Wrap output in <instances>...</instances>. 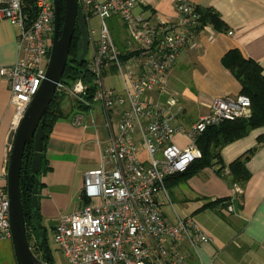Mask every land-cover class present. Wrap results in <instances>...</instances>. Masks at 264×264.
<instances>
[{
    "label": "built area",
    "instance_id": "obj_1",
    "mask_svg": "<svg viewBox=\"0 0 264 264\" xmlns=\"http://www.w3.org/2000/svg\"><path fill=\"white\" fill-rule=\"evenodd\" d=\"M138 1L78 0L87 23L90 17L99 20L98 37L90 36L87 66L94 75L93 99L102 106L110 140L103 165L84 173L79 191L83 205L61 215L53 226V239L65 264H187L182 244L187 242L196 251L210 238L191 218L170 222L162 215L160 195L166 192L165 180L201 158L197 139L208 127L250 115L246 95L223 94L210 102L207 112L184 126L179 121L182 105L177 104V94L170 92L166 104L151 97V92H167V74L181 48L199 30L201 15L188 0H174L177 17L167 21L134 13ZM26 3L32 6L30 18L24 13ZM0 14L20 29V56L15 63L0 67L15 107L13 133L44 77L53 2L0 0ZM112 16L126 31L122 51L105 23ZM107 68L120 77L121 91L105 85ZM57 90L80 98L87 87L76 80L71 86L59 82ZM116 108L121 111L113 122L110 113ZM70 122L85 126L83 112L76 111ZM178 133L188 138L186 145L172 142ZM8 209L6 187H0V239L11 235Z\"/></svg>",
    "mask_w": 264,
    "mask_h": 264
},
{
    "label": "crops",
    "instance_id": "obj_2",
    "mask_svg": "<svg viewBox=\"0 0 264 264\" xmlns=\"http://www.w3.org/2000/svg\"><path fill=\"white\" fill-rule=\"evenodd\" d=\"M173 1L139 0L134 12L172 21L177 17ZM188 1L201 12V26L169 70L167 92L150 94L163 104L170 92L177 94V104L182 105L179 121L184 126L207 112L215 97L240 93V83L227 65L229 50L238 49L244 58L259 65L264 76V0ZM211 15L223 23L224 29L214 28ZM19 32L17 25L0 14V67L15 63L20 56ZM126 40L127 35L113 43L122 51ZM121 86L118 79L115 89L121 91ZM120 111L116 108L110 113L113 122ZM14 112L9 86L0 76V187L6 184ZM83 115L85 126L73 125L70 117L60 119L48 136L39 191V216L44 220L52 217L56 223L61 215L81 206L79 191L84 173L103 165L110 133L100 104H93ZM172 142L184 146L188 138L178 133ZM248 152L245 165L249 178L240 186L230 173V164ZM160 201V212L170 222L191 218L210 238L196 251L187 242L182 244L187 264H264V125L222 144L212 164L190 177L170 176ZM9 248L7 237L0 239V252L8 253ZM0 264L14 263L9 257Z\"/></svg>",
    "mask_w": 264,
    "mask_h": 264
},
{
    "label": "trees",
    "instance_id": "obj_3",
    "mask_svg": "<svg viewBox=\"0 0 264 264\" xmlns=\"http://www.w3.org/2000/svg\"><path fill=\"white\" fill-rule=\"evenodd\" d=\"M31 7L32 6L28 3H26V7L24 4V13L28 18L31 17ZM58 7L59 27H61L63 20V0H58ZM196 11L201 15L200 21L202 23V14L198 8H196ZM211 18L215 29H224L223 23L215 15H211ZM78 38L79 32L77 26H75L69 49V56L60 83L66 86H71L76 80H81L86 84L87 90L80 96V98L75 96H71L72 98H70V95L65 91L55 90L51 102L43 115L41 169L44 163V151L47 139L54 123L60 119H68L76 111L86 112L92 108L93 104H100V102H96L93 99L94 75L87 66L88 59L85 57L83 60H79L77 57L78 52L76 43ZM226 60L229 69L240 83V93L246 95L250 100V115L248 117H242L234 120H223L216 125L208 127L197 139V145L201 151V158L193 161L185 171L171 176H177L181 179L190 177L204 166L212 164V161L217 157V151L222 144H226L229 141L243 136L250 128L264 125V76L261 72V68L252 60L244 58L238 49L229 50L226 54ZM66 100L69 103L67 107L64 105V101ZM31 154L32 143L29 141L26 143L23 151L19 177V189L23 205L27 240L32 251L37 255V252L41 251L37 239L38 230L32 226L29 217L30 197L33 186V177L31 176L29 170ZM249 156L250 154L248 152L244 156L236 158L230 164V173L237 178V183H239L240 186H242L249 178V172L245 165ZM40 172L41 170L36 173V175H40ZM169 177L166 178L165 183ZM39 219L41 220L40 216ZM42 229L45 235L44 226ZM32 238H34L33 246L30 243ZM34 246L35 249L33 248Z\"/></svg>",
    "mask_w": 264,
    "mask_h": 264
},
{
    "label": "water",
    "instance_id": "obj_4",
    "mask_svg": "<svg viewBox=\"0 0 264 264\" xmlns=\"http://www.w3.org/2000/svg\"><path fill=\"white\" fill-rule=\"evenodd\" d=\"M52 1L54 18L48 64L36 93L14 131L6 168V191L9 200L8 219L16 264H45L32 252L27 240L23 205L20 197L19 177L22 156L24 147L29 141L32 143L29 170L33 177L29 217L32 226L38 230L37 239L43 253V259L50 261L49 247L42 229L43 224L39 219L40 175H36L41 170L42 163L43 115L51 102L57 84L61 80L69 56L75 26H77L79 32L76 43L79 60L85 58L90 42L80 3L77 0H63V20L61 27H59L58 0Z\"/></svg>",
    "mask_w": 264,
    "mask_h": 264
},
{
    "label": "rangeland",
    "instance_id": "obj_5",
    "mask_svg": "<svg viewBox=\"0 0 264 264\" xmlns=\"http://www.w3.org/2000/svg\"><path fill=\"white\" fill-rule=\"evenodd\" d=\"M105 23H106L107 27L109 28L110 34H111L112 39L115 43H117V40L121 41L123 39V37H126V35H125L126 31L116 16L105 18ZM89 24H90L89 29L92 31L91 35L93 36V38L98 37L99 20L95 17H90L89 18ZM117 46L119 47L118 44H117ZM91 52H92V50H91V48H89V50L85 56L86 59L91 57ZM112 70H113V68H111V69L107 68L106 69L104 83L106 86L115 89L116 88L115 84L118 81V79H120V77L117 76L116 73L114 74V71H112ZM113 74L115 76H112ZM69 97L72 98L71 96H69ZM68 104L69 103L67 100L64 101V105L66 107L68 106ZM182 179H185V178H182ZM83 203L84 202H81L80 205H83ZM41 222L45 228V240H46V243L49 247V250L51 251L53 264H65V261H66L65 256H64L63 252L58 248L57 244L54 242V239H53L52 226L55 225L54 219H52V217H49L46 220L41 218ZM7 241H8V244L10 246V248H9L10 252H8V253H3V252L1 253L0 252V262H7L8 258L10 257L11 261L14 264H16L15 257L13 254L11 239L8 237ZM33 241H34V238H32L30 240V243L32 244V246L34 245ZM33 248L35 249V246ZM33 253H35V252H33ZM48 264H51V263L49 262Z\"/></svg>",
    "mask_w": 264,
    "mask_h": 264
},
{
    "label": "flooded vegetation",
    "instance_id": "obj_6",
    "mask_svg": "<svg viewBox=\"0 0 264 264\" xmlns=\"http://www.w3.org/2000/svg\"><path fill=\"white\" fill-rule=\"evenodd\" d=\"M49 252H50V261H47V260L43 259V253H42L41 251L37 252V255L39 254L38 256H37L36 254H35V255H36L39 259H41L45 264H46V263L48 264L49 262H50L51 264H53L51 251L49 250ZM41 254H42V255H41Z\"/></svg>",
    "mask_w": 264,
    "mask_h": 264
},
{
    "label": "clouds",
    "instance_id": "obj_7",
    "mask_svg": "<svg viewBox=\"0 0 264 264\" xmlns=\"http://www.w3.org/2000/svg\"><path fill=\"white\" fill-rule=\"evenodd\" d=\"M78 1V0H77ZM53 2V1H52ZM138 4V3H137ZM137 6V5H136ZM135 6V7H136ZM135 13V12H134ZM84 17H85V15H84ZM120 21V20H119ZM85 22H86V24H87V28H88V33H89V36H91L92 37V35H91V33H90V29H89V23H87V21H86V19H85ZM52 33H53V31H52ZM51 39H52V36H51ZM50 46H51V43H50ZM89 49V48H88ZM49 52H50V48H49ZM48 60H49V58H48ZM48 64V63H47ZM239 94H241V93H239ZM72 117V115L70 116V118ZM69 118V119H70ZM12 134V138H13V134H14V132L13 133H11ZM11 138V139H12ZM11 143H12V141H11ZM10 148H11V146H10ZM10 153V152H9ZM5 187H6V184H5Z\"/></svg>",
    "mask_w": 264,
    "mask_h": 264
}]
</instances>
